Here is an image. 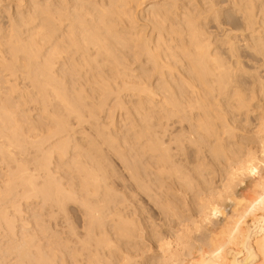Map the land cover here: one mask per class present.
I'll list each match as a JSON object with an SVG mask.
<instances>
[{
    "label": "bare ground",
    "instance_id": "1",
    "mask_svg": "<svg viewBox=\"0 0 264 264\" xmlns=\"http://www.w3.org/2000/svg\"><path fill=\"white\" fill-rule=\"evenodd\" d=\"M1 4H5L6 8L0 9V73L8 77L0 80V87L12 86L13 92H16L18 84L13 82L12 76L19 70L30 73L28 78L35 87L38 101L43 105V116L56 121V127L53 129L56 131H52L51 137L56 136V146L61 151L53 149L49 157L51 158L54 152L62 158L70 154L71 162L81 175L86 195H100L99 185L107 182L108 175L103 159L99 158L101 150L96 147L97 144L93 143L90 147L95 145L97 153L94 149H84L79 142L71 144L76 131L72 127L70 116L75 115L81 121L89 115L94 117L95 124H98L100 114L106 112L114 123V110L124 108V97L129 96V101L134 103L133 111L130 112L137 121L131 123V132L119 136L110 126H104L98 127V133L106 135L110 144L129 147L142 156L156 158L157 164L149 162V166H144L142 172L138 171L141 165L139 162L130 160V165L137 179L152 174L162 179L158 192L163 193L165 197L150 198L161 205L168 220L183 225L186 220L191 219L184 214L187 211L184 208L186 198L183 200L178 197L177 185L183 187L184 191L196 190L193 176L191 177L189 172L186 173L187 170L183 171L184 168L170 148L171 143L175 141L180 149L185 148L186 141L193 142L199 153L196 158L201 157L202 160L209 161L208 155L211 154L218 159L217 162L223 163L224 167L226 165L228 181L224 185V191L227 194H224L226 197L223 201L229 205L234 201L232 198L235 197L232 196L235 195V172L232 169H235V165H241L240 159L245 158L241 155L244 154L242 148L245 146L240 147L244 143L240 145L239 142L243 140L236 139L238 143L231 140L230 136H234L235 132H232L236 129L233 122L237 114H242L244 109V112L250 111L252 98H256L259 93L264 95V0H0ZM247 68L249 70H246ZM116 90L119 92L114 95ZM122 90H126V93L120 94ZM5 96L0 97V154L7 158L4 160H9L13 172L3 180L5 189L0 198V226L5 224L7 229L5 226L4 228L13 235L16 226L13 214L22 210L20 203H13L15 198L12 199V207L15 206L12 215L8 206L1 205L5 200L12 198L15 191L19 190L17 187L23 186V190L21 187L20 189L25 198L35 194L37 197L39 194L58 203L68 198L79 201L74 192L65 190L68 192L67 197L62 195L65 193L61 187L62 183L54 178L50 162H46L45 167L42 165L49 159H46L48 156L44 158L45 161L43 159L41 163L38 162L46 168L48 181L40 183L35 174L29 173V168L22 163L23 160L18 155L23 142H19L21 134L19 138L17 135L18 127L22 124L18 125L20 117H16L17 112L13 109L16 103L14 105L13 102H8V96ZM95 99V106L90 107ZM113 99H116L115 104L110 105ZM21 120L25 122L24 118ZM259 120H262L259 126L261 130L258 131L261 133L264 129V117ZM31 132L35 131L31 129ZM44 141L38 143L41 148L44 147L41 145ZM259 146L261 151L264 150L263 136ZM120 153L126 154L122 151ZM125 159L129 160L128 157ZM206 161L201 163L211 164ZM246 161L243 162H246L248 168L254 163L250 158ZM205 167L206 171L208 168ZM250 169L254 170L255 164ZM198 171L206 181L210 180L207 171L202 172V167L199 166ZM149 178L152 179V176ZM165 178H171L169 185L163 181ZM262 179L256 184L262 188V192L258 197L252 196L254 200L244 207L246 209L239 204L240 208L236 211L239 210V213L231 215L229 212L231 217L221 215L226 218L216 224H219V230L222 227L217 234L224 235V239L223 235L220 237L222 241L214 237L210 230L211 235L205 231V236L198 238L186 237L180 232L176 240L178 244L172 251L167 248L168 242L163 241L164 236L160 232H154L151 236L162 252L154 253L145 260L134 259L137 251L145 252V247L139 240L140 230L135 219L123 213V207H120L125 206L127 197L109 198L115 205L111 214L113 218L111 215L109 217L113 219V228L119 236L117 238H126L127 251L120 250L121 244H117L118 239L117 242L114 240L106 226L104 207L107 205L108 208L110 201L101 197L100 205L95 206L94 201H91L92 204L82 200V206L84 204V207L91 211H87L91 219L86 227L89 231L86 239L82 241V247L89 249L93 242L96 244L95 252L87 256L84 264H118L121 261L115 259L125 258L133 264H186V258L199 260L202 256L206 257L204 260L201 258L203 262L199 260L201 264H263L264 177ZM102 180L105 183L102 184ZM151 184L145 186L150 193L155 191ZM167 186L173 192L168 191ZM109 189L107 187V190ZM184 191L182 192L185 193ZM198 193L194 191V197L191 199L194 203L189 207L192 211H200L202 207L203 216L207 220V210L214 194L210 192V196L203 198L199 197ZM230 194L232 196L228 197ZM200 199H204V202L200 203ZM214 206L216 207V204ZM200 212L202 214V211ZM4 233L5 231L2 234ZM27 237L25 235V240L21 242V238L15 242L9 240L11 244L5 246V249L0 242L2 257L16 252V257L23 261L22 264H77L83 259L80 251H73V259L69 260L67 254H71V251L66 252V255L60 254V257L58 249L51 250L52 255H48L38 250L40 246L37 247L40 255L33 257L34 251L30 249L33 239H30L32 237L29 234ZM195 240L199 243H195ZM125 241L121 240L120 243ZM123 251L126 254H123ZM173 252L176 256H173ZM173 257V261L177 263L170 262Z\"/></svg>",
    "mask_w": 264,
    "mask_h": 264
},
{
    "label": "rangeland",
    "instance_id": "2",
    "mask_svg": "<svg viewBox=\"0 0 264 264\" xmlns=\"http://www.w3.org/2000/svg\"><path fill=\"white\" fill-rule=\"evenodd\" d=\"M2 8H6L5 4L0 5V9H2ZM246 70H249V69L247 68ZM4 75H5L4 73H0V76H3L2 78L0 77V80L8 77V75L7 76H4ZM28 76H30V73L27 74V73L23 72V70L17 71L16 74H14L12 76L13 82L18 84V89L16 87L17 90H16V92L14 91L15 93L13 92V87L12 86L6 87V86H4L5 83H3L4 87H2V88L0 87V93H1L0 97H3V95H6V96H8V98L6 99V100H9L8 102H10V103L13 102L14 105H15V103H16V105L18 104L17 107H16V105L13 106L14 111L17 112L16 117L17 118L20 117L18 125L22 124V126L19 125V127H21V128L23 127L22 129L18 127V130H19L17 133L18 138H19V135L21 134L20 138H19V142H20V144H21V142H23L21 144L20 150H18L20 152V153L18 152V155H19L20 159L23 160L22 163L24 162L26 167H28L30 169V170L28 169L29 173L33 174V175L35 174L34 176H36V178L38 179V182H40V183L41 182L44 183V181L45 182L48 181L47 178H49V177L46 174L47 170H46V168H44L45 167L44 164H46V162L48 163V161H49L51 163V165L49 163V166H51V168L54 170V171L52 170L53 173L55 174V177H54V174H53V177L56 180L58 179V181H60L62 183V184L56 183V184H61L62 189H64L63 191L65 193L63 192L64 194H62V195L67 197V193L69 191L72 193L74 192L76 194V197L78 198V201L81 204H79V202L76 201L77 199L76 200L71 199L72 200L71 201L69 198L65 200L66 202L65 201L64 202L59 201L60 203H58V201L55 202V200L49 199V198L47 199V197L45 198L39 194L37 195V197H35V195H36L35 194L30 198H25L26 196H24V194L22 196V192H23L22 187L23 186H20L22 190L20 189V187H17V189H19V190H16L17 192L15 191V194L16 193L17 194L16 195L14 194L12 196V198L5 200L3 202V205H1L3 207L8 206V208H9L8 210H9L11 215L13 214L14 207H15V206L12 207L14 202H16L18 205L20 203V208L22 209L17 213L14 212V214H13V216H14L13 218H15L14 220L16 223L15 232L13 233V235L15 234V236H13L9 230H6L7 228H6L5 224H3V227L0 226V242L2 245H4L3 246L4 249L7 247V245L11 244V241L9 243V240H12L13 242H15V241H19L21 238V240L19 241V242H21L23 239L25 240V238H24L25 235H26V238H28L27 236L29 234L32 237L30 239L31 240L33 239L32 242L30 241L32 243V245H30V247H31L30 249H31V251H34V252H32L33 257H34V255L39 256L40 252H42V253L45 252L48 255H52L50 253H53L52 252L53 250L58 249L59 255L60 254L66 255V252L71 251V254H67L68 259L71 260V259H73L72 258L73 257L72 252L73 251H76V252L80 251L81 258H83V259L80 260L77 264H84L86 259H87V256L90 254H93L95 252L96 244L92 240L93 243L90 245L89 249H84L82 247V245H84V242H82V241L84 239H86L87 231H89L88 228L86 229V227H88L89 221L91 219V218L89 219V217H88V216H90L89 212H91V211L86 209L87 207H84L85 206L84 204L82 206V200L89 201L92 204H93V202H91V201H94V203L96 202L95 206H97V205H100V200H102V198H104V197H105L104 199L107 198V200H109V198H111V197H125V199L127 197V200L125 201V206L121 205L120 207L121 208L123 207L122 208L123 213H126L127 216L135 219V221L137 223V227L140 230L139 235L141 238L139 237V240L143 244V246L145 247V252L143 253L142 251H137L134 259L145 260L146 258H150L151 256H153L154 253L162 252V250L160 248H158L157 243L153 240V238L151 236L152 233H154V232H156V233L160 232L164 236L163 241L168 242L169 245L167 248L172 250V251H174L175 247L178 244L176 240H177V235H179L180 232L182 235H184L186 237H193L194 238L196 236V238H198V236L199 237H201L202 235L205 236V234L207 232H209V233H207L209 235L210 231H211L213 233L214 237H217L220 239V241H222V239H224V235L223 234H222L223 236L221 235L222 239L220 238L221 237L220 235L217 236V234H219V232L221 231L222 227H220L221 229L219 230V228H218L219 224L217 225L216 223L217 222L220 223L222 221V219L226 218L227 216L231 217V215L233 213L234 214L239 213V210H238V212H236V211L241 206L243 209H246L244 207H247L249 205V203L254 200L255 196L258 197V194H260L262 192L261 191L262 188H260L256 184H258V182L262 181L263 180L262 178L264 177V171L262 172V170H264V152L262 153V151H264V150L261 151V147L259 146V141L261 140V137L262 136L264 137V129H262L263 132L262 131H261V133L258 132L259 130H261V127H259V126H261L260 121H262L259 119L261 117H264V95L263 94L261 95L259 93V95H261V96H259V95L257 96L259 98H257V97L252 98V100H251L252 105L249 107V108H251L250 111L248 110L249 112H244L245 111V109H244V111L242 113L243 116H242V114H237V116L233 122V127L234 128L236 127V129L232 133L235 132L236 134L234 133V136H233V134H232V136H230L231 140L234 143H238L239 141L243 140L242 142H239L240 145H241V143H244L242 146H240L239 144H236V145H239L240 147L245 146L244 148H242L243 152L241 151L244 154L240 153L242 155V157H245V158H241V155L239 156V158H241L240 160L242 161L243 164L240 163L241 165H238V166L235 165L234 167L237 170H235L234 168L232 169V170H234L233 172H235L234 173L235 175L233 174L234 179H235V181L233 179V181L235 183V195H233V196H232V194L228 195V197H231V196L235 197L232 199H234V201H236L234 203L236 206L234 204L232 205V203L234 201H232V203L230 205L227 204L225 201H223V198L226 197L225 195L227 194V193H225L226 191H224V190H226L224 188V185H225L226 181H228L227 180L228 175L226 172V170L228 171V169H226V165L224 167L223 163L221 164V162L220 163L217 162L218 159L216 157L214 158V156H211V154H209L208 152L207 153L209 155L207 153L206 154L210 158H208L209 161H206V160L205 161L208 163L210 162L211 164L203 165V163L205 161L202 160L201 157L196 158V156L198 157L197 154H199V153H198V148L195 146V143H193V142L186 141L184 143V147H185L184 149H180V146L178 144H176V141L171 143L170 148H171L172 152L174 153L175 157L177 158L178 163L180 162L181 166L184 168L183 171L186 172V170H187L186 173L189 172L190 176L191 177L193 176L192 178L195 182V185L197 186V187L195 186V189L198 190V191L193 190V192L191 190H185L184 191V190H182V189H184L183 187L181 188L180 185H177V187L179 186L177 191H176L178 194V197H182L183 200L185 198L187 199V200L185 199L186 202H185V207H184L185 210H187V211L184 214L191 217L190 220H186V222L183 223V225L182 224L180 225L179 223H176L174 221H169L168 218L165 216L164 212L162 211V208L160 207L161 205L157 204L156 202L153 201L152 198H150V197H165V195L163 193L158 192V191H160V189H159L160 187H158V186H159V183H161L162 179L156 177L155 174L151 175L152 179L149 178V177H151L150 175L144 176L141 179H137L135 177V171L132 169V167L130 165V160L139 162L141 165L138 168V171L142 172V171H144L143 169H145L146 166H149L148 165L149 162L154 164L156 158H150V157L142 156L141 153L138 154L136 152V150H131V149H129V147H125V146L118 147L117 145L110 144V142L107 141L108 139H107L106 135L100 134V132L98 133V127H104V126H110V129L113 132L116 131L119 133V136L122 134H125V133L129 134L131 132V130H130L131 123L133 121L134 122H137V121L135 120L134 116L131 114V112L133 111L132 106L134 105V103L129 101V96L124 97V100H126L125 101L126 104H125L124 108H116L114 110V123L112 122L111 119L108 118L106 112H102L100 114V120H99L100 124L99 123L95 124L94 117H91L89 115L86 116L84 118V120H81V121H79L75 115L70 116L72 127H74V130L76 131L75 134H73V139H72L71 144H73L75 142H79L80 144H82L84 146V149L92 150V149H94L95 145L93 146V148H90V147H92V144L94 143V144H97L96 147H98V149L101 150V155L99 154V158L103 159V164L105 166L104 169L106 170V175H108L107 176L108 179L106 178L107 180L106 179L105 180L108 183L106 182L107 183L106 184L104 182V180L101 181L102 184L103 183H105V184L99 185V187L101 186L100 187V190H101L100 193L102 194V193H105V191H107L109 194L107 192H106V194H108L109 197L106 196V194H102L103 196L100 194V195H97L96 197H94L95 195L92 196L91 194H89V195L85 194V193H87V191H85V189L83 188V185L81 183L82 182L81 175L76 170V168L74 167V164L71 162V160L69 158L70 154H68L65 158H62L58 154H56V152H54L53 153L54 155L51 158L49 157L50 153L53 149H57V150L61 151V149L58 148V146H56L58 144V140H56V136L51 137V135H53L54 131H56V130L53 131V129H55V127H56V121L55 120L51 121V119H47L43 116V112H44L43 105L38 101V97H37L38 94L36 93L35 87L33 86L32 81L30 78H28ZM117 92H119V91L116 90L114 95H116ZM92 93L94 95V91ZM125 93H126V90L120 91V94H125ZM52 99L54 100L53 96H52ZM96 101H97V99H95L94 102H92L90 104V107H94L95 106L94 103ZM115 101H116V99H113L111 101L110 105H114ZM97 106H99V105H97ZM259 107H260V109H259ZM127 112H129V113H127ZM238 115L239 116L241 115V116L239 117ZM21 118L22 119L24 118L25 122H22ZM20 121L22 123H20ZM247 123H249V124H247ZM31 124H32V127H31ZM31 129H33L35 131V132H33L34 134L31 132ZM21 130H23V132ZM52 131H53V133H52ZM26 134H27V136H26ZM226 137H228V134H226ZM27 138H28V140H27ZM57 138H59V137H57ZM24 139H26V141ZM236 139L239 141H237ZM46 140H48V141H46ZM88 140H90L92 142H90V141L88 142ZM234 140H236V141H234ZM28 141L31 144L27 143ZM40 141H41V143H42V141H44L43 144H41L44 146V147H42L43 149L38 145V143H40ZM23 145H25L26 148ZM37 147H39L38 150H37ZM90 150H88V151H90ZM94 150L97 153L96 148ZM121 151L126 152V154L120 153ZM87 152H85V153H87ZM0 153H1V151H0ZM96 153H95V155H96ZM99 153H100V151H99ZM251 153L253 154V156ZM1 156H3V155L0 154V198L2 196V192L5 189V185H4L3 180L5 178H7V176H11V173L13 172V170H12L13 167H10L11 163L10 162L8 163L9 160L6 161V160H4L6 157L3 156V159H2ZM46 156H48V157H46ZM250 156H252V158ZM45 157H46V159L47 158H49V159L46 160V159H44ZM125 157H128L129 160L125 159ZM249 158L252 159L254 162V163L250 164V165H252L251 166L252 168H253V164H255L254 170L250 169L251 167L248 168V166H246L247 164H245L247 162L246 160H248ZM197 159H199V161ZM243 159L246 162H243L244 161ZM41 160H43V161L46 160L44 163L42 161V163H43L42 165L44 167L40 166ZM87 160H90V159L87 158ZM91 161H92V159H91ZM38 162H40V163H38ZM201 162H203V163H201ZM200 163L202 166L200 165ZM38 164H39V166H38ZM156 164H157V161L155 162L154 165H156ZM199 166L202 167V170H203L202 172L207 171L206 172L208 174L207 177L210 180L206 181L205 180L206 178H203L204 177L203 175H202L203 177L200 176V171H198ZM260 166H261V169H260ZM40 167H42V168H40ZM204 167L208 168V169H206V171H205ZM242 167H243V169H242ZM246 167L250 170L247 171L248 169H246ZM245 169L247 172L245 171ZM259 171H261V172H259ZM241 172H244V174ZM257 172L259 173V175ZM154 176H155V178L153 179ZM250 177H252L253 180ZM54 178H52V179H54ZM58 181H56V182H58ZM163 181L167 185H169V183L171 182V178H165V179H163ZM239 181H240V184H239ZM149 184H151V186L153 185L152 186L153 188L155 187V191H153V192H155L154 194H153V192L150 193L148 190H146L145 186H148ZM254 185L257 187H255ZM107 187H108V189L109 188H111V189L107 190ZM167 187H168V191H172L169 188V186H167ZM258 187L260 188V190H258ZM73 189H75L76 191ZM65 190H67L68 192ZM182 191H184L185 193H183ZM194 191H195V193L199 192L198 193L199 197H203V198L205 196L208 197L210 192L212 193V195L214 194L213 195L214 201L212 200L210 207H208L209 209L208 210L206 209L209 213V218L207 220L203 216L204 212H203L201 205H200V207H201L200 211H202V214L198 209H197L198 212L190 210L191 207H189V205L192 204V202L194 203V201H191V199H193V197H194L193 196ZM203 191H205V192H203ZM246 191L247 192L249 191V192L247 193ZM214 192H216V193H214ZM151 194H153V195H151ZM248 194H250L251 196ZM16 196H18V197H16ZM252 196L254 197L253 199H252ZM41 197H43L44 199ZM93 197L95 199H93ZM13 198H15V199H13ZM90 198H91V200H90ZM74 200L76 202H74ZM200 200H201L200 203L204 202V199H200ZM12 201H13V203H12ZM244 201H245V204H244ZM178 202L180 203L181 201H178ZM4 203H6L7 205H4ZM56 203H58L57 205H59V206H57ZM215 204H216V207L214 206ZM108 206H109L108 208H107V205H105V207H104V214H105L104 217L107 221V222L105 221L106 226L108 227V229H110V233L113 236L114 240H116V242H117V239H118L119 243L117 242V244H119V245L121 244L120 246L122 248L120 250L122 251L125 249V251H127V249L125 247V246H127L126 238L121 239L122 242L126 240L124 242L126 245L124 243L123 244L120 243L121 240H120V238H117L119 236L116 235L115 230L113 228L114 222L112 219L113 216L111 214L115 210V208H114L115 205L113 204L112 201H110V202H108ZM109 208H111V209H109ZM230 208H232L231 210H233V208H236V210H233V212H231ZM242 210H240V211L242 212ZM87 211H89V212H87ZM106 211H107V213H106ZM229 212L231 213V215H229L230 214ZM87 213H88V215H86ZM198 213H200V215H198ZM34 214H35V217H34ZM216 214H218V215H216ZM110 215L112 218L109 217ZM192 215H193V217H192ZM221 215L222 216L227 215V216L222 217ZM86 216L88 217V219ZM107 219H109V220L111 219L112 221L110 220V222H109V220H107ZM86 221H88V222H86ZM4 226L6 229L4 228ZM220 226H221V224H220ZM97 230H98V228H97ZM3 231H5L4 234H2ZM8 231L10 232V234L8 233ZM205 231H207V232H205ZM214 234H216V235H214ZM16 235H17V237H16ZM196 242L199 243V241L195 240V243ZM68 245H70V246H68ZM38 246H40L38 248V250L40 252L37 250ZM37 251H38V254H37ZM125 251H123V252H125ZM76 252H74V254ZM15 253L12 252V254H6L3 256L4 257L3 258L2 257L3 252H2V250H0V262H1L0 264H20V263L22 264L23 261L17 259L18 256L16 257L17 254H15ZM120 253H122V252H120ZM123 254H126V252ZM173 256H176V254L174 253ZM60 257H61V255H60ZM204 257H206V256H204ZM204 257L203 256L200 257L199 260H201L203 262ZM188 259L190 261H188ZM173 260H174V257L172 258V260H170V262L171 263H177V261L174 262ZM199 260H198V258H194L191 260V258L188 257L184 261H186V264H188V262H191L192 264H194V263L195 264L196 263L201 264L202 262H200ZM19 261H21V262H19ZM59 261L61 262L62 259H59ZM115 261H118V262L121 261L122 262V263L119 262L118 264H125L126 262H128L127 264H133L132 261H128V260H126V258H125V260L124 259H121V260L115 259ZM27 263H29V261ZM225 264H229V263H225ZM263 264H264V262H263Z\"/></svg>",
    "mask_w": 264,
    "mask_h": 264
}]
</instances>
